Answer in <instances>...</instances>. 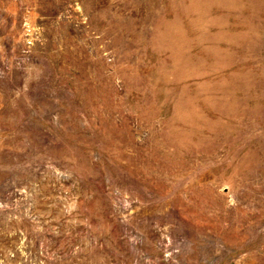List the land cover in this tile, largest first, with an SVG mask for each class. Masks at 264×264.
I'll return each mask as SVG.
<instances>
[{"label":"rangeland","instance_id":"1","mask_svg":"<svg viewBox=\"0 0 264 264\" xmlns=\"http://www.w3.org/2000/svg\"><path fill=\"white\" fill-rule=\"evenodd\" d=\"M0 264H264V0H0Z\"/></svg>","mask_w":264,"mask_h":264}]
</instances>
